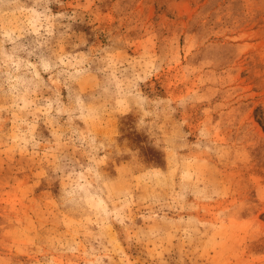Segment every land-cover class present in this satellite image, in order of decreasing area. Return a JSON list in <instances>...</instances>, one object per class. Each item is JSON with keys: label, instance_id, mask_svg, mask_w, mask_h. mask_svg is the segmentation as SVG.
Here are the masks:
<instances>
[{"label": "rangeland", "instance_id": "obj_1", "mask_svg": "<svg viewBox=\"0 0 264 264\" xmlns=\"http://www.w3.org/2000/svg\"><path fill=\"white\" fill-rule=\"evenodd\" d=\"M0 264H264V0H0Z\"/></svg>", "mask_w": 264, "mask_h": 264}]
</instances>
